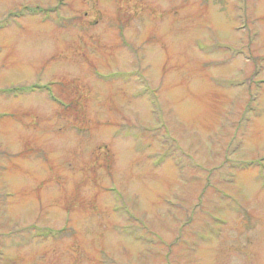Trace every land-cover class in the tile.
I'll return each mask as SVG.
<instances>
[{
  "label": "rangeland",
  "instance_id": "obj_1",
  "mask_svg": "<svg viewBox=\"0 0 264 264\" xmlns=\"http://www.w3.org/2000/svg\"><path fill=\"white\" fill-rule=\"evenodd\" d=\"M0 264H264V0H0Z\"/></svg>",
  "mask_w": 264,
  "mask_h": 264
}]
</instances>
